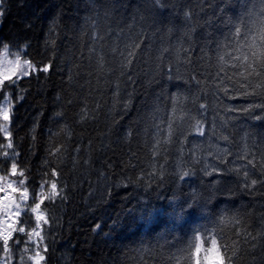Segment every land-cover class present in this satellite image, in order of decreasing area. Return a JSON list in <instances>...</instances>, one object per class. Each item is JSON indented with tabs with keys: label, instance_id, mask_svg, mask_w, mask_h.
<instances>
[{
	"label": "trees",
	"instance_id": "16d2710c",
	"mask_svg": "<svg viewBox=\"0 0 264 264\" xmlns=\"http://www.w3.org/2000/svg\"><path fill=\"white\" fill-rule=\"evenodd\" d=\"M161 3L96 0L94 6L91 0H0V41L9 46V54L20 49L27 52L26 59L53 65L49 73H35L8 89L13 103V148L8 153L15 151L19 168L26 170L30 193L43 178L56 180L66 197L45 201L49 223L43 226L42 251L48 248L43 264H137V250L142 249H148L143 252L147 264H166L169 252L185 246L191 229L212 227L221 214H238L241 226L258 237L247 242L244 236L238 238L236 264H260L264 256V240L259 238L264 230V184L245 188L251 179L264 181V120L252 118L259 109L227 111L264 103V97L233 92L229 98L217 89L218 81L213 82L217 42H225L228 20L241 15L242 0ZM141 41L133 65L121 76L119 51ZM101 55L106 68L114 71L99 70ZM170 68L174 77L183 79L169 80ZM194 72L203 81L200 86L184 83ZM177 94L176 131L172 143L165 144L170 97ZM200 103L208 105L203 117ZM197 119L205 122L203 137L188 134ZM157 140L161 143L154 157ZM223 149L231 155L225 156ZM246 154L248 159L255 156V168L238 158ZM6 166L11 167V160ZM213 167L222 173L206 175ZM53 169L58 175L51 176ZM182 170L194 174L181 181L177 174ZM153 171L162 172L163 178L152 176ZM193 192L200 195L203 211L184 236V222H173L171 208L165 212V207L173 197L183 200ZM146 208L158 209L167 223L153 227L154 218L151 223L141 219ZM115 221L119 227H113ZM97 224L102 231L96 230ZM224 235L229 242L237 239L230 227ZM165 239L173 240L175 247L169 248ZM252 245L257 247L252 250Z\"/></svg>",
	"mask_w": 264,
	"mask_h": 264
},
{
	"label": "snow or ice",
	"instance_id": "6c2138e0",
	"mask_svg": "<svg viewBox=\"0 0 264 264\" xmlns=\"http://www.w3.org/2000/svg\"><path fill=\"white\" fill-rule=\"evenodd\" d=\"M91 2L95 6L96 0H91ZM105 2H110V0H105ZM150 2L153 5L163 6L161 0H150ZM242 5L243 11L241 15L236 20H232L231 18L228 20L230 30L228 36L225 37V42L223 44L217 42V71L213 77V82L218 81L216 84L217 89L223 91L224 95L229 98H234L231 95L233 92H238L245 96L264 97V0H242ZM249 5H251V7H249ZM185 15L187 17L189 13H185ZM142 43L143 41L140 43L133 42L126 45L127 51H119V63L122 69L120 73L121 76L133 65ZM24 47L27 48L28 45ZM0 48H2V52H0V57H2V62H0V101H4L3 104H0V120L4 121V123L0 125V132H3L4 137L9 141L6 147L12 149V133L9 130L12 119V102L11 94L8 93V89L16 85L19 80L32 76L35 73H49L53 65L51 62L41 65L39 62H34L30 58L25 59L24 57L27 56V52H22L20 49H17L14 54V59H9V46L0 41ZM111 51L117 53L116 48L111 49ZM185 62L190 63V61ZM98 67L101 72L114 71V69L106 68L103 55L99 57ZM229 72H231V74H229ZM168 78L169 80L183 79V77L180 76L174 77L171 74V68L169 69ZM128 79L130 80L131 76H129ZM226 80L236 87H229V85L225 83ZM193 81L197 86L203 83L195 72L191 75L189 80H184V83L191 84ZM116 87L117 89L119 88L118 83ZM189 91H191V89H189ZM201 91H203V89H201ZM170 99L172 107L171 116L167 123V138L163 141L165 144L172 143V136L176 131L173 125L178 110L177 105L180 102V95L177 94L176 96L170 97ZM185 99H187V97H185ZM195 99L198 100L199 97H195ZM199 108L205 110L200 114L201 117H203L206 114L208 105L206 103H200ZM256 109H259L260 113L253 115L252 118L255 120H264V103L252 104L242 109L228 108L227 111L254 113ZM179 119L183 120L184 115H181ZM193 119H195V117H193ZM157 129L159 131V126H157ZM212 129H215L214 123L212 124ZM191 132H195L201 137L205 136L206 130L204 120L197 119L195 125L192 126L188 134H191ZM129 135H131V133H129ZM222 139L228 141L229 137L223 136ZM186 142L187 135H184L182 143ZM160 143L161 141L157 140L153 146L154 157L159 154L157 149ZM56 151L59 152L60 149H56ZM223 152L225 156L231 155L227 149H223ZM3 155L5 161H0V163L11 160L9 175L20 177V179L13 181L8 180L6 176H0V182L7 181L5 184H0V193H2V195H0V205L3 206L5 212L4 217L0 219V239L3 240L4 252L6 254L10 253L9 241L14 239L13 233H21L28 236L29 242L36 243V247L39 248V242L45 239L43 235V226L49 223V218L46 215L47 206L45 205V201L51 202L57 198L61 200L66 199V197L62 195L63 188L58 189V182L56 180H45L41 178V183L36 185L30 193L26 185V170L19 168L15 151L11 154L5 151ZM238 158L246 159L249 165H252L253 168L256 167L254 155L252 159H248L247 154ZM222 162H226V160ZM261 168H264V154L261 155ZM234 171L239 173L240 170L237 168L234 169ZM213 173L221 174L222 170L213 167L212 172H205L206 175H212ZM193 174L191 170H182L177 175L179 180L183 181L186 177H191ZM56 175H58V173L53 169L51 171V176ZM151 175H160L161 179L163 178L162 172L157 173L153 171ZM244 177L246 181L249 180L248 171L244 172ZM217 183H219V181H217ZM258 183L264 184V181L251 179L250 183H245V188L252 190ZM37 187L40 189L39 193L36 192ZM16 194H19V200H17ZM29 199L31 200L30 203ZM199 200L200 195L193 192L183 200L173 197L172 202L165 207V212H168V208H171L169 216L173 222H184L180 228L184 236H188V224L195 222V217L203 211V206L198 203ZM21 205H23V208ZM153 213L155 214L154 216ZM22 215L26 218L21 219ZM33 215L36 221L35 226L31 224ZM160 216L161 213L158 209L146 208L145 214L141 219H145L147 222L151 223L154 218L156 224L153 227H156L157 225H164L167 223V221H162ZM132 218L133 220L135 219L134 216ZM241 224L242 222L238 214L232 216L221 214L212 227L191 229L192 234L188 238L185 246L178 248L175 252H169L166 264H236L239 253V248L237 246L239 244L238 238L244 236L245 242H247L249 237L253 240L258 238L247 232ZM119 226V221L113 223V227ZM229 227L233 230V235L237 238L231 240V242H229L230 238H226L224 235L225 229ZM96 230L102 231L101 225L97 224ZM151 230L152 229H150V231ZM166 235H171V233H167ZM33 236L36 237V242L32 241ZM259 238L264 240V230L259 234ZM175 239L176 237L173 236V240ZM173 240L165 239V244L168 245L169 248L175 247ZM14 243L16 245L23 243V238L19 236L16 237ZM256 247L257 245H252V250ZM261 247L262 250H264V245H261ZM25 251H27V245ZM47 251L48 248L47 245H45L43 252L46 253ZM137 251L141 252L137 264H147L143 252L148 251V249ZM29 259L33 260L34 264H42V262L45 261V256L38 250L35 255L30 256ZM260 264H264V256L260 258Z\"/></svg>",
	"mask_w": 264,
	"mask_h": 264
},
{
	"label": "rangeland",
	"instance_id": "374dc122",
	"mask_svg": "<svg viewBox=\"0 0 264 264\" xmlns=\"http://www.w3.org/2000/svg\"><path fill=\"white\" fill-rule=\"evenodd\" d=\"M2 52V50L0 51ZM9 59H14V54H9ZM26 59V58H25ZM0 62H2V57H0ZM6 66V65H3ZM12 102V101H11ZM4 101H0V104H3ZM12 107H13V103H12ZM4 123L3 120H0V125H2ZM0 140H2L3 142L0 143V161H5V157L3 155V153L5 151L8 152L9 148L6 147V145L9 143V141L4 137L3 132H0ZM9 162V160H7L4 163H0V176H6L8 178V180H18L20 179V177L18 176H10L9 172L11 167L7 170V163ZM5 171V172H3ZM7 183V181H3L0 182V184H5ZM19 186V185H17ZM0 195H2V193H0ZM16 198L17 200H19V194H16ZM21 207L23 208V205H21ZM11 211V210H9ZM5 215V212L3 210V206L0 205V219H2ZM34 218V223L32 224L33 226H35V217L33 215ZM22 237L24 236V234L21 233H13V238L15 239L16 237ZM23 238V243L16 245L14 243V239L9 241V247H10V253L6 254L4 252V248H3V240L0 239V264H34V261L29 259L30 256L35 255L36 251H40L41 254L43 255V251H42V241L39 242V248L36 247V243H30L28 240V236H24ZM32 241L36 242V237L33 236L32 237ZM27 245V251H25V247ZM43 264V262H42Z\"/></svg>",
	"mask_w": 264,
	"mask_h": 264
}]
</instances>
